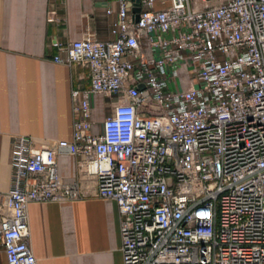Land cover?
Masks as SVG:
<instances>
[{"label": "built area", "instance_id": "built-area-1", "mask_svg": "<svg viewBox=\"0 0 264 264\" xmlns=\"http://www.w3.org/2000/svg\"><path fill=\"white\" fill-rule=\"evenodd\" d=\"M117 5L113 39L54 57L89 70L72 88L73 138L15 139L0 198L8 264H40L31 203L89 195L117 203L123 264H264V0ZM95 94L111 109L100 133ZM61 153L76 158L72 183Z\"/></svg>", "mask_w": 264, "mask_h": 264}, {"label": "crops", "instance_id": "crops-1", "mask_svg": "<svg viewBox=\"0 0 264 264\" xmlns=\"http://www.w3.org/2000/svg\"><path fill=\"white\" fill-rule=\"evenodd\" d=\"M112 9V13L107 10ZM117 0H0V198L13 184L12 151L19 135L39 141L73 138L72 88L89 70L54 61L60 47L94 35L109 40ZM54 20L49 21V14ZM93 131L110 114L96 109ZM66 183L76 180L73 155H58ZM31 247L40 264H123L117 203L89 195L64 202L29 205ZM1 222V216H0ZM0 264H8L0 245Z\"/></svg>", "mask_w": 264, "mask_h": 264}, {"label": "rangeland", "instance_id": "rangeland-1", "mask_svg": "<svg viewBox=\"0 0 264 264\" xmlns=\"http://www.w3.org/2000/svg\"><path fill=\"white\" fill-rule=\"evenodd\" d=\"M158 6H159V4H158ZM102 99H104V97L102 95H97L96 102H95L96 109L94 111H103L104 110V105H103Z\"/></svg>", "mask_w": 264, "mask_h": 264}, {"label": "water", "instance_id": "water-1", "mask_svg": "<svg viewBox=\"0 0 264 264\" xmlns=\"http://www.w3.org/2000/svg\"><path fill=\"white\" fill-rule=\"evenodd\" d=\"M138 2H139V0H137V4H138ZM139 11H140V8L139 7H136L135 9H134V12L136 13V20H138L139 19ZM142 88H143V86H142Z\"/></svg>", "mask_w": 264, "mask_h": 264}]
</instances>
